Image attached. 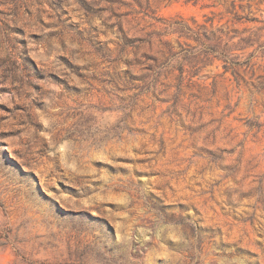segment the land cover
I'll use <instances>...</instances> for the list:
<instances>
[{"label":"rangeland","instance_id":"rangeland-1","mask_svg":"<svg viewBox=\"0 0 264 264\" xmlns=\"http://www.w3.org/2000/svg\"><path fill=\"white\" fill-rule=\"evenodd\" d=\"M0 264H264V0H0Z\"/></svg>","mask_w":264,"mask_h":264}]
</instances>
